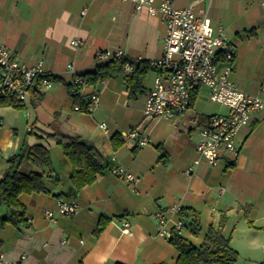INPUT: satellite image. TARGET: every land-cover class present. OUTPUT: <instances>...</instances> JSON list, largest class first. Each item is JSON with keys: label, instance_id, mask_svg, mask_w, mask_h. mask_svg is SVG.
Listing matches in <instances>:
<instances>
[{"label": "crops", "instance_id": "0c3cea01", "mask_svg": "<svg viewBox=\"0 0 264 264\" xmlns=\"http://www.w3.org/2000/svg\"><path fill=\"white\" fill-rule=\"evenodd\" d=\"M171 1L175 8L192 6L198 17L205 16L208 34L223 29L235 52L232 80L244 93L264 100V0H209L208 6L207 0ZM211 7L216 11L209 18ZM164 37L165 25L136 11L130 2L0 0V44L27 66L41 61L52 81L49 90H30L24 110L0 106V178L7 160L27 141L25 135L34 136L38 127L48 130L53 123L62 134L94 146L106 167L91 185L75 191L70 163L60 148L50 149L51 168L43 180L46 192L19 197L26 208V225L0 227V255L5 261L175 264L177 252L157 235L153 218L170 205L197 214L200 233L194 236L185 228L181 235L195 246L209 227L217 228L223 220L222 235L233 250L241 244L264 252V109L253 113L235 136L237 155L223 156L216 166H209L196 151L198 131L210 116L227 115L228 110L205 113L200 98H209L206 87L195 89L184 114L170 120L144 119V92L161 72L150 63L162 56ZM74 40H79L75 46ZM115 50H122L125 58L97 67L96 53ZM124 60L149 65L153 75L149 80L147 71L142 93L130 96L131 73L123 70ZM98 71L103 77L88 82ZM76 75L87 77L81 100L68 92ZM91 94L99 97L98 107L90 113L75 111ZM130 130L149 143L139 146L121 137ZM114 164L138 177L136 185L110 174L108 168ZM60 197L77 202L79 211L46 218L43 211L53 210ZM123 222L131 235L122 233Z\"/></svg>", "mask_w": 264, "mask_h": 264}, {"label": "built area", "instance_id": "2783aa9c", "mask_svg": "<svg viewBox=\"0 0 264 264\" xmlns=\"http://www.w3.org/2000/svg\"><path fill=\"white\" fill-rule=\"evenodd\" d=\"M130 2L134 9L149 17L159 19L165 25L162 56L150 65L161 70L149 89L145 90L143 106L144 119L170 120L184 114L190 106L191 93L197 87H206L210 101L227 108V115H213L198 131L196 151L214 167L223 156L235 157L234 138L250 121L253 113L264 109V100L241 91L232 80V63L235 57L233 46L228 42L222 28L213 35L208 34L206 17H198L194 7L175 8L171 0H121ZM264 5V1L262 3ZM85 12L83 11L82 14ZM79 40L71 42L77 45ZM96 65L102 67L107 61L122 60V50L100 51L96 53ZM72 69V65H67ZM123 70L131 73L129 62ZM86 86L84 78L76 75L68 84L70 97L82 99ZM46 91L52 87L50 77L45 73L43 63L32 66L14 58L12 51L0 44V99L25 103L31 89ZM264 92V86L261 87ZM99 105V97L91 94L84 106L76 105L75 111L90 113ZM101 128L105 124H101ZM127 140H136L139 146L149 143L136 130L121 135ZM116 162V157L111 158ZM197 163V162H195ZM110 174L131 185H136L138 177L124 167L114 164L108 168ZM79 211V204L60 197L53 210L46 209L43 214L48 219L68 217ZM181 208L170 205L153 215L159 237L167 241L173 233L182 235L184 224L180 219ZM27 223H31L28 220ZM122 233L131 235L129 225L122 223ZM24 258L23 256L21 257ZM0 264H19L7 262L0 255Z\"/></svg>", "mask_w": 264, "mask_h": 264}, {"label": "trees", "instance_id": "16d2710c", "mask_svg": "<svg viewBox=\"0 0 264 264\" xmlns=\"http://www.w3.org/2000/svg\"><path fill=\"white\" fill-rule=\"evenodd\" d=\"M125 62L127 60L122 62V66ZM129 63L132 66L128 79L131 96L142 93L141 84L149 65L142 62L129 61ZM102 77L103 73L98 71L88 79L86 76L83 78L88 82H95ZM194 98L195 90L191 93L190 103ZM0 106L17 110H24L25 107L24 103L8 99H0ZM43 132L44 136L36 135L37 138L52 141L70 163L72 174L69 180L75 191L91 185L96 177L103 173L106 168L104 157L94 146L87 144L78 136L62 134L55 123ZM50 168V149L43 144H29L26 140L21 144L19 152L7 160V166L0 178V227L26 225V208L20 203L19 197L23 194L46 192L43 180L46 171ZM180 216V219L187 222L183 223L184 228H187L192 235L196 236L200 233L199 220L195 212L181 208ZM224 224L225 221L221 220L217 228L209 227L202 243L198 246L187 238L173 233L168 242L177 252L175 264H236L238 254L231 248L229 239L222 235ZM101 228L97 229V232Z\"/></svg>", "mask_w": 264, "mask_h": 264}, {"label": "rangeland", "instance_id": "374dc122", "mask_svg": "<svg viewBox=\"0 0 264 264\" xmlns=\"http://www.w3.org/2000/svg\"><path fill=\"white\" fill-rule=\"evenodd\" d=\"M209 3H210L209 0H207L206 6H208ZM209 11H210L209 18H212V13L215 12L216 9L214 7H211ZM152 75L153 74L151 70H148L147 78L149 80L152 78ZM200 99L202 100L203 104H205V113L207 112L209 114H225L227 111V109L224 108L223 106L213 104L209 100V98L206 96H203ZM78 100H81V99H78ZM38 128H40L41 130L36 129V131H34V134L37 136H44L43 131L46 129L42 127H38ZM35 135L34 136L25 135V137L27 138V142L29 144H43L47 146L49 149L56 147V145L52 141L46 140V139H38L37 136ZM243 223L244 222L242 221L241 225H244ZM234 244L235 242L233 243V245ZM236 246L240 247L237 250V253H239V256H238V260L236 264H264V252L260 248L259 249L245 248L244 245L241 246V244H236Z\"/></svg>", "mask_w": 264, "mask_h": 264}]
</instances>
